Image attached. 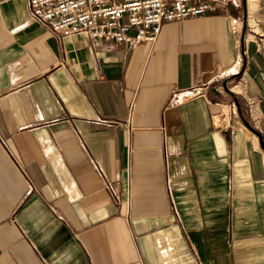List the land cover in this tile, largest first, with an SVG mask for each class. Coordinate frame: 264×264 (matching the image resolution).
<instances>
[{
    "label": "crops",
    "instance_id": "crops-1",
    "mask_svg": "<svg viewBox=\"0 0 264 264\" xmlns=\"http://www.w3.org/2000/svg\"><path fill=\"white\" fill-rule=\"evenodd\" d=\"M245 122L264 141V0L134 47L57 38L0 0V264H264Z\"/></svg>",
    "mask_w": 264,
    "mask_h": 264
},
{
    "label": "built area",
    "instance_id": "built-area-1",
    "mask_svg": "<svg viewBox=\"0 0 264 264\" xmlns=\"http://www.w3.org/2000/svg\"><path fill=\"white\" fill-rule=\"evenodd\" d=\"M221 0H28L30 17L57 38L79 34L131 47L153 44L167 22L216 11ZM203 94L194 89L182 99ZM130 117L133 106L130 107ZM131 127L130 123L128 124ZM31 184H33L31 182Z\"/></svg>",
    "mask_w": 264,
    "mask_h": 264
},
{
    "label": "water",
    "instance_id": "water-1",
    "mask_svg": "<svg viewBox=\"0 0 264 264\" xmlns=\"http://www.w3.org/2000/svg\"><path fill=\"white\" fill-rule=\"evenodd\" d=\"M239 76H240V74L238 73L233 78H238ZM228 83H229V80H226L223 82V88L226 92L229 91ZM235 104L236 105L239 104L237 99L235 100ZM245 125L259 137L260 144L264 148V141H263L262 134L260 132H258L257 130H255L254 128H252L247 122H245Z\"/></svg>",
    "mask_w": 264,
    "mask_h": 264
},
{
    "label": "rangeland",
    "instance_id": "rangeland-1",
    "mask_svg": "<svg viewBox=\"0 0 264 264\" xmlns=\"http://www.w3.org/2000/svg\"><path fill=\"white\" fill-rule=\"evenodd\" d=\"M215 122H216V124H219L220 119H219V118H216V119H215ZM220 124H221V122H220Z\"/></svg>",
    "mask_w": 264,
    "mask_h": 264
},
{
    "label": "bare ground",
    "instance_id": "bare-ground-1",
    "mask_svg": "<svg viewBox=\"0 0 264 264\" xmlns=\"http://www.w3.org/2000/svg\"><path fill=\"white\" fill-rule=\"evenodd\" d=\"M237 92V91H236Z\"/></svg>",
    "mask_w": 264,
    "mask_h": 264
}]
</instances>
